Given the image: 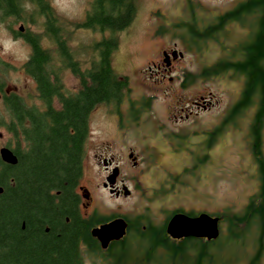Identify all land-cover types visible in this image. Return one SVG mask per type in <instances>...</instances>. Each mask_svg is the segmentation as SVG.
Masks as SVG:
<instances>
[{"label":"flooded vegetation","instance_id":"1","mask_svg":"<svg viewBox=\"0 0 264 264\" xmlns=\"http://www.w3.org/2000/svg\"><path fill=\"white\" fill-rule=\"evenodd\" d=\"M246 1L231 0L213 9L207 8L203 0H190L193 13L188 17H166L164 13L150 15L149 38L157 43V58L145 59L144 36V60L140 68L131 67L133 74L116 66L118 60L115 61V57L120 55L121 48L115 37L114 49L110 52L108 49L102 50L100 44L103 38L108 39L115 32L102 31L95 26L86 27L100 31L95 48L90 47L89 52L87 49L83 52V55L89 54V59L71 56L69 45L65 43L61 50L57 44L46 48L50 50L52 59L33 61V69L28 76V92L25 95L17 94L20 103L15 107L20 113L30 115L31 122L17 124L14 144L6 142L3 145L11 148L17 156V162L31 153L34 147H42L43 141L50 135V130L55 127L50 118L54 112H65L71 101L85 104L83 91L93 84L91 75L100 64L103 52L109 54L110 64L120 74L118 79L126 83L120 98L105 103L91 102L84 113V131L78 149L80 177L73 189L76 195L73 208L74 217L77 218L75 221L82 223L84 230L75 240L74 264H264V218L262 220L252 216L249 220L244 219L239 222V225L243 224L238 226L241 230L234 232L236 230L233 228H237V225L230 219L229 207H222L224 209L220 211L225 213L219 215L207 205L189 201L184 206L168 208L166 218L159 223L148 219L145 213V198L153 199L155 193L162 195L177 189L178 183L187 181L184 178L186 175L199 179L209 176L212 178L213 174L208 170L215 163L214 160L218 159V154L215 153L221 148L222 152H226L233 145L239 146L248 155L253 165V175L257 179V187L244 194V209L235 214L243 216L250 204L257 206L264 200L263 94L259 86L249 90L247 94L249 73L238 67L247 58L249 46L257 40L263 15L259 7L239 10L236 16L229 15ZM86 18L87 15L84 22ZM131 24L132 21L118 32L126 31ZM170 35H173V39ZM187 35L189 38L186 39ZM188 54L189 64L185 62ZM121 55L119 61L123 57ZM259 65L264 70V56L259 60ZM131 74L141 83V91L131 92ZM146 79L162 87L167 83H175L183 89L187 86L195 88V94L188 99L183 97L181 91H175L173 94L178 102L167 108L166 114L158 117L154 115V121L158 123L152 127L160 133L161 147L149 141L151 125L140 126L142 120L145 124V107H151L158 98L155 93H145ZM214 81L219 83L217 86H221L218 93L209 88ZM7 95L0 93L3 108L9 99ZM182 103H185L184 106H181ZM102 104L111 109L113 130L116 132L115 144L118 146L121 143L122 148L113 150L115 145L112 142L98 141L91 158L96 164H101L106 173L101 185L98 182L88 188L80 182L84 172L87 173L88 141L93 130L91 119L101 111ZM134 127L139 128L133 133L138 141L128 139V134ZM26 128L29 129V135L24 130ZM69 132L73 133V130ZM28 136L31 140L26 139ZM161 155L165 159L177 157L181 167L171 169L163 165L160 161ZM128 163L132 170L129 173L130 178L126 179L124 164ZM152 168L159 169L163 178L159 179L161 181L154 178V183L158 185L150 193H146L141 178H152ZM114 170L116 176L111 177ZM153 174L161 173L157 171ZM107 177L111 178L112 183L105 186ZM187 182L192 185L190 189H193V181ZM161 185L165 186L164 192L158 191ZM124 186L128 188L125 189ZM101 191L108 192V196L115 200L136 197L140 199L142 208H139L135 200L133 206L127 209L111 210L103 205ZM177 212H184L192 217L202 212L217 216L218 236L173 237L167 232V224L169 218ZM115 218L125 220V232L120 237L109 238L103 244L101 238L93 233V229ZM70 221L67 216L65 223ZM149 227L161 228L164 241L152 247L145 236V230ZM230 227H233L232 230H229ZM253 228L256 236H250ZM223 234L226 237L222 241ZM230 235L241 239L239 245L243 251L242 257L240 253L230 250Z\"/></svg>","mask_w":264,"mask_h":264},{"label":"trees","instance_id":"2","mask_svg":"<svg viewBox=\"0 0 264 264\" xmlns=\"http://www.w3.org/2000/svg\"><path fill=\"white\" fill-rule=\"evenodd\" d=\"M26 2L38 6L37 13L46 18V34L54 39L61 50L66 42L62 35H59L60 28H54V23L60 18L45 0H0V7L4 4V12L7 15H19L25 10ZM253 7L261 8V31L257 40L249 46L247 58L240 62L238 67L246 69L249 73L247 94L256 86L262 89L263 108L264 70L260 67L259 60L264 56V0H247L229 15L236 16L239 10H249ZM135 14V0H92L86 21L81 25L118 32L128 26ZM26 36L32 55L24 67L31 73L33 61L52 59V56L50 50L43 49L41 45V37L45 35L29 33ZM114 37L112 35L108 39L103 38L100 44L102 50L108 49L110 52L114 49ZM106 53H102L100 64L95 73L92 72L93 84L83 91L85 104L81 105V101H71L65 112H54L50 118L55 127L50 130V135L43 141L42 147H34L33 151L17 164L7 165L0 159V264L75 263V240L84 230L83 224L75 221L77 218L73 212L76 204L73 189L80 177L78 149L84 131V113L91 102L105 103L120 98L126 86L125 82L118 79V73L110 64L109 54ZM2 84L0 81V91ZM8 98L4 108L0 109V128L5 127L15 133V126L30 124L31 117L15 109L20 103L15 94L11 93ZM71 129L73 133L69 132ZM24 130L29 135V129ZM26 139L31 140L29 136ZM67 216L71 220L70 223H65ZM252 216L263 220L264 200L257 206L250 204L243 216L232 214L230 219L235 222L237 228L230 227L229 230L233 228L236 230L234 232H239V222L249 220ZM145 236L150 240L152 247L164 241L159 227L147 228ZM240 242V238L230 235V250L241 255L243 251L240 249Z\"/></svg>","mask_w":264,"mask_h":264},{"label":"rangeland","instance_id":"3","mask_svg":"<svg viewBox=\"0 0 264 264\" xmlns=\"http://www.w3.org/2000/svg\"><path fill=\"white\" fill-rule=\"evenodd\" d=\"M45 1L49 6L52 7V11L56 15L67 18H60V20L57 21L54 26L60 28L59 35H62V38L69 45L70 55L73 57L78 56L81 59H89V54L83 55V52L86 49L89 52L90 47L93 49L95 48L94 45L98 42V35L100 34V31L80 28L81 26L80 24H77V22L81 21L80 23H83L82 17L89 9L92 0ZM189 1L190 0H135L136 14L134 15L132 24L127 28L126 31L122 33L115 32V34H113L115 39L118 41L119 48H121L120 55H123L121 61H119L120 55L115 57V61L118 60L116 66L122 70H129V73L132 74L134 73L131 69L132 66H135L133 69H136L137 67L140 68L144 60L142 51L144 36L145 59H156L157 43L152 42L149 38L150 15H160L158 12L162 11L164 12V15H181L183 17H188L193 13V9L190 7ZM203 1L210 3V5H207V8L211 7L213 9H217L231 0ZM24 8L25 10L20 12L19 15H7L3 13L5 10L4 4H1L0 8V81L3 83V87H6L19 95H25L29 89V75L25 73V71H22L21 66L30 57L31 49L28 43L23 38H18L15 33L17 28L22 24L29 32H44L42 18L39 13H37L38 6L32 2H26ZM172 36L173 35H170L171 39H173ZM42 42V46L47 48H50L51 46L54 47L52 37L51 39L44 37L42 38ZM161 42L166 44L165 40H162ZM117 53H119V51ZM59 59H62V57L59 56ZM185 62L189 64V54L186 56ZM2 67H6V69ZM132 74L130 75V84L132 87L131 92L141 91V83L137 81L135 76L133 78ZM218 84L219 83L214 81L213 83H210L209 88L218 93L219 88H221V86H217ZM164 87L166 89H164ZM164 87H162V85L158 86V84H155V82L151 81L150 79L145 80V93H155L157 94L158 98L153 102L151 107H145V124L144 120L141 121L140 119V126H146L148 124L151 125L149 141L158 145L159 147H161V142L159 140L160 133L154 131L152 127V125L158 123V121H154V115H157L158 117L166 114L167 108L173 104L175 105L178 102L176 96L173 94L175 91H181L183 93V97L186 99L195 94V88L191 86H187L185 89H183V87L180 88V85L178 84L167 83L164 84ZM184 104L182 103L181 106H184ZM0 109L2 110V102H0ZM143 117L144 115L141 116V118ZM91 126L93 127V130L88 141L89 152L88 160L86 162L87 173L84 172V176H82L83 179L80 182V184L88 188L91 186L93 187V185L97 184L98 182L101 185L106 173L102 165L96 164L91 158L94 152V147L98 141H104L107 143L112 142V145H115L113 150H120L122 148L121 143H118L117 146L116 140L114 139L116 132L113 130V117L109 107H106L104 104H102L101 111L96 113L91 119ZM137 129L139 128L134 127L129 132V140L138 141L136 137H133V133ZM0 131L2 133V136H0L1 147L11 139L9 133L5 132L1 128ZM11 144L14 143L12 142ZM222 150L223 148H221L219 152L215 153L219 155H216L218 159L214 160L215 163H213V165L211 164L208 170L211 174H213L212 178L209 176L208 178L202 177L199 179V177L192 178L191 175H184L185 177H183L187 181H193V189H190L191 184L184 180L181 183H178L177 189L173 187L174 190L170 192L168 191V193L162 195L160 193H155V197H153V199L145 198V213L147 214L148 219L153 220L155 223H159L166 218V210L168 208L184 206V203L187 204L189 201L196 202L198 205H207L210 209L215 210H221L222 207L225 208L232 206L234 208L233 212L242 211L244 209L242 207L244 194L257 187V179L253 175V165L248 155L245 154L244 151H242L237 145L231 146L226 152L225 150L222 152ZM160 161H162L163 165H166L171 169H179L182 165L177 157L165 159V156L161 155ZM187 164L184 166H187ZM131 170L132 169L129 163L128 165L124 164V177L126 179L130 178L129 173ZM182 170L180 172H182ZM157 171H159L161 174H153ZM150 173H152V178H150V176L141 178L143 184H145L146 193H150L152 188L158 185V183H154V178H157L158 180L163 178V173L159 169L152 168ZM164 188L165 186L161 185L159 186L158 191L164 192ZM101 195L103 205L111 210H116L117 208L127 209L128 207L133 206L135 200L139 208H142L140 199L138 200L136 197H134V199L129 198L128 200H115L108 196V192L106 193V191H101ZM224 213L225 212H220L219 215ZM232 214L230 212V215ZM239 226L241 227L243 224ZM256 235L257 233L255 228H253L250 236ZM225 237L226 234H223L222 241L225 239Z\"/></svg>","mask_w":264,"mask_h":264},{"label":"water","instance_id":"4","mask_svg":"<svg viewBox=\"0 0 264 264\" xmlns=\"http://www.w3.org/2000/svg\"><path fill=\"white\" fill-rule=\"evenodd\" d=\"M0 157L7 163L15 164L17 162L16 155L7 147L0 148ZM1 192L2 187H0ZM217 222V217H211L205 213H201L197 217L177 213L171 217L167 225V231L172 236L197 235L216 237L219 232ZM125 225V221L122 218H118L93 229V233L99 236L103 242H106L109 238L120 237L124 233Z\"/></svg>","mask_w":264,"mask_h":264}]
</instances>
